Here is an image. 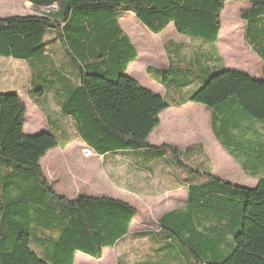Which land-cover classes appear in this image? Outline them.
Returning <instances> with one entry per match:
<instances>
[{"label": "trees", "instance_id": "trees-1", "mask_svg": "<svg viewBox=\"0 0 264 264\" xmlns=\"http://www.w3.org/2000/svg\"><path fill=\"white\" fill-rule=\"evenodd\" d=\"M226 1L29 0L36 15L0 19V57L28 62L33 84L44 67L45 36L54 35L77 71L60 107L77 136L95 154L127 152L143 164L166 147L144 154L159 115L172 104L125 75L136 52L119 19L129 13L153 34L173 24L183 36L215 43ZM237 1L250 6L245 43L263 62L261 80L223 70L183 102L210 108L219 144L246 175L263 177L247 188L205 174V182L188 185L182 209L158 220L160 240L178 243L194 264H264V24L252 25L264 18V0ZM51 6L57 9L42 11ZM168 73L159 72L163 80ZM57 74L47 90L69 79ZM25 115L17 94L0 93V264H73L75 253L100 260L103 249L129 233L136 209L112 198L56 194L39 161L57 139L24 134ZM255 120L254 128L245 127Z\"/></svg>", "mask_w": 264, "mask_h": 264}, {"label": "crops", "instance_id": "crops-1", "mask_svg": "<svg viewBox=\"0 0 264 264\" xmlns=\"http://www.w3.org/2000/svg\"><path fill=\"white\" fill-rule=\"evenodd\" d=\"M246 5L247 9L244 10V12L240 15L241 19L240 23L238 24L231 21H224L220 16L221 27L218 39L215 43H207L199 38H189L183 36L177 33L173 24H168L167 27L159 34H153L149 32L134 18L133 15L129 13H124L123 16L119 19L118 22L121 29V20H125V22L127 21V27H129V25L139 27L141 29V33H143V35L148 39H146L147 43L149 42V39L153 38H156L157 40L162 42L160 51L163 54L162 59L164 58L166 65L164 67H156V65H153L152 62V60L156 58L155 54L150 51L148 52L149 48L145 44L144 48L140 46L142 48L141 52L144 55L142 58L140 56L139 49L136 43L133 42L131 37L122 29L123 33L130 39V42L136 52V59L130 64L133 65V67L129 65L130 67L128 66L125 75L135 81L138 75L140 79L148 83L149 87L153 89V91H151L150 89L147 90L162 97L165 101L172 104L169 108H167L159 115V124L156 128L153 129L147 139V142L151 148L145 151L144 154H148L152 150L157 152V150H155L154 148L166 146L158 150V153L161 152V155L157 157L158 160H150L148 162L144 161L143 164H138L132 159H127V152H113L106 153L104 155H98L93 153L91 149L88 148L80 140V138L76 134L72 120L69 117H65L62 114L60 108L62 103L64 102L65 97L63 89L69 90L77 84V80L74 78L76 77L75 72L67 71L65 74L66 77H69V79H62L61 81H59V84L57 85L58 88H55L54 90H47L48 97H46V101L50 99L55 105H58V122L60 123L61 121H64L71 125L75 133V138L76 140H78V143L80 145H76L74 141H70V139H67L63 145H60L61 147L57 142V147L49 150L40 159V167L43 160L45 162L49 161V163L53 165L57 164V162L59 164V161H53L55 158L57 159L58 155H60L61 158H63L64 156V159L68 158L77 161L76 166L79 165V161L83 162V164L85 165L87 161H91L93 158L100 159L101 165H99V163L96 166H91L89 164L83 166L82 173H84L80 176H82V179H90L93 183L86 190H78V196L83 195L88 197L112 198L127 203L133 207V205L127 201V163L130 165L129 171L132 175L134 173V175L138 176L142 174L144 176H152L154 175V170L156 171V173H161L162 175H170L173 182L175 183L174 188L183 190L185 194V200L181 207L160 213L159 217L156 219V227L154 230L142 231L138 235L131 233V226L136 219L135 217L130 225L129 233L121 238L114 247L109 248L111 249V255L109 254V261L106 262L105 259L104 251L107 249H103L102 257L100 260H97V262L101 260L102 261L98 264H114L113 257H115V252L119 251L121 245L126 243L129 238L134 237L145 239L148 242L147 253L149 254L143 256L139 262L135 263L128 262L126 260V257H123V255H121L117 259L116 264H194L186 255L182 254L180 245L178 243H175V241L173 240H160L157 222L164 214L180 210L185 206L187 200V188L189 184H201L206 181L205 174L210 175L211 172L195 173V171H197V168L201 167L202 163L199 161L195 162L194 160L202 156L203 161L207 163V159L203 156V147L211 152L213 151V155L220 162H223V164L221 163L223 166V175L218 173L215 174L217 176H220V179L223 177L225 178L224 180L233 185H241L239 184V181H241V183L247 184L246 181L250 180L252 185L255 186L259 178L263 177L262 174L256 177L246 175L243 171L241 162L230 157L227 150L219 144L212 132V110L210 108L200 104L183 102L187 97H189V95H191L202 85L203 81L206 78L223 70L241 73L256 81L261 80L260 71L263 66V62L261 61L259 56L255 55L250 47L245 43V29L247 22L245 21L243 15L250 9V6L247 3ZM256 24L263 25L264 18L258 20L257 22H253L252 25L254 26V28L256 27ZM48 57L49 55L46 53L45 62H47V64L50 63V59H48ZM137 62L139 63V65H135ZM7 63L5 66H7ZM248 65H251L252 67L256 65L258 67L257 73L255 75L248 73ZM28 69L30 76V90L27 93L28 101L33 108H36L41 113H43L40 108L36 106L34 96L31 93L32 75L29 67ZM4 70L5 69H2L0 74L3 73ZM166 70L169 71L168 78L166 80H163L159 72ZM51 82L53 83L52 80ZM51 88L53 87L51 86ZM19 100L22 104L20 97ZM22 106L24 108L23 104ZM44 117H46V114ZM263 129L264 128H261L260 131H262ZM34 130L35 129L27 130L24 121L23 133L26 135H37L39 133L47 132L53 134L50 131L49 121H46L45 126L40 130ZM186 134L190 135L191 140H173V136ZM195 144L197 146H193ZM56 148H58V150L55 151L54 149ZM187 148H193V150H191L187 154L185 153V150ZM83 149L88 156L82 157L80 155L79 152ZM170 150H172L175 154L169 155L168 152H171L172 154V151ZM65 152L71 154H66ZM74 152L76 154H74ZM63 153L65 154L63 155ZM172 156L174 158H172ZM151 157L152 154L148 155V158ZM192 163H195V166H192L194 165ZM99 166L106 167V175L109 181L111 179V183L105 182L104 179L107 178H105L103 174L99 173ZM191 167L193 168L194 173L189 172L188 169H190ZM177 171L178 174H176ZM183 174H185L186 176L182 177L181 175ZM232 177H234L235 179H233ZM238 177L248 179H237ZM72 190L73 189L70 188V190L68 191L71 192ZM55 193L58 194L57 192ZM69 194L71 195L72 193ZM60 196L67 199L64 194ZM76 254L77 253H75L74 255V259L76 257ZM80 260L88 262L87 259L83 257H81ZM73 264L79 263L78 261L76 262L74 260Z\"/></svg>", "mask_w": 264, "mask_h": 264}, {"label": "rangeland", "instance_id": "rangeland-1", "mask_svg": "<svg viewBox=\"0 0 264 264\" xmlns=\"http://www.w3.org/2000/svg\"><path fill=\"white\" fill-rule=\"evenodd\" d=\"M246 9L247 5L245 2L237 0H227L223 4V9L220 16L224 21H231L238 24L240 23L241 19L240 15ZM26 15H36V12H34L31 5H29V0H0V19ZM120 25L122 26L124 32L131 37L133 42L136 43L139 49L140 56L142 58L144 55L142 54L141 49L144 48V45L146 44V46L149 48H147L148 52L150 51L155 54L156 58L152 60L153 65H156V67H164L166 65L164 58L162 59L163 54L160 51L162 42H160L156 38H153L149 39V42L147 43L146 41L148 39L143 35V33H141V29L139 27L129 25V28L127 27V21L125 22V20H121ZM44 43L46 46L47 54L49 55L48 59H50V63L45 65V62H43L44 67L41 66V68H37V70H35V74L37 76H35V80L32 84V94L34 96L35 104L40 108L44 115L36 108H33L27 98V93L30 90V76L28 69L30 64H28V62L0 57V72L2 71V69H5L4 72L0 74V93H15L20 97L22 104L24 105L25 112L27 113L25 115V126L27 130H40L45 126L46 121H49L50 131L56 137L59 146L63 145L67 139H70V141H74L76 145H80L78 143V140H76L75 138V133L71 125L64 121H61L60 123L58 122V105H55L50 99L46 101V97H48V81L50 79H58L59 76L57 72L65 74L67 71L76 73L77 71L61 49L58 39L54 35L47 34L45 36ZM6 63L7 66H5ZM135 65H139V63L137 62ZM130 66L133 67V65ZM257 68L258 67L256 65L253 67L251 65H248V73L255 75L257 73ZM136 81L140 84V86L153 91V89L149 87L148 83L140 79L138 75L136 77ZM45 114L46 117H44ZM256 123L260 122L257 120L248 121L246 122L245 127L254 128L256 126ZM173 140L189 141L191 140V137L189 134L178 136L176 135L173 136ZM193 146L197 145L195 144ZM203 149V156L207 159V163L203 161L202 156L194 160L195 162L199 161L202 163L201 167L197 168V171L204 173L211 172V176L220 178V176H217L215 174L218 173L223 175V162H220L213 155V151L211 152L204 147ZM54 150L56 151L58 150V148ZM65 153L71 154L68 152ZM65 153H63V155ZM79 153L82 157L88 156L86 155L84 149L80 150ZM168 153L169 155H172L171 152ZM74 154L76 153L74 152ZM64 158V156L63 158H61L60 155H58L57 159L55 158L53 161H59V164L57 162V164L55 165L49 163V161L45 162L43 160L41 162V170L44 173V176L46 177L50 187L54 189L53 191L57 192L60 195L64 194L67 199H73L78 196V190H86L93 183L90 179H82V176H80L84 173H82L83 166L87 164L96 166L100 163V159L93 158L91 161H87L85 165L83 164V162L79 161V165L76 166L77 161ZM128 158L133 159L129 154H127V159ZM142 162L144 163V161ZM192 164V166H195V163ZM99 165H101V163ZM105 166H99V173L103 174V176L107 178L104 179L105 182L111 183V179L109 181L106 175L107 169ZM129 166L130 165L127 163V201L131 203L137 211L136 219L131 226V233L138 235L142 231L154 230L156 227V219L159 217L160 213L181 207L185 200V194L183 190L174 188L175 183L173 182L170 175H162L161 173H156L155 170L154 175L152 176H144L143 174L138 176L134 175V173L132 175L130 174L131 172L129 171ZM191 169L193 168L191 167ZM176 174H178V171L176 172ZM181 176L184 177L186 175L183 174ZM232 178L235 179L234 177ZM221 179L225 178L222 177ZM237 179L248 178L238 177ZM246 183L247 184H244L239 181V184L241 185H235L241 187L248 186L247 188L254 187L250 180H247ZM70 188L73 189L71 192L68 191L70 190ZM69 193L72 194L70 195ZM104 252L107 262L109 261V254L111 255V249H107ZM147 252L148 242L145 239L135 237L129 238L126 243L121 245L119 251L115 252V257H113L114 264H116L117 259L121 255H123V257H126V260L128 262H139L143 256L149 254ZM81 257L87 259L88 262L80 260ZM74 260L76 262L78 261L79 264H98L102 261L101 260L97 262V260H93L92 258H89L88 256L82 255L80 253L76 254Z\"/></svg>", "mask_w": 264, "mask_h": 264}, {"label": "water", "instance_id": "water-1", "mask_svg": "<svg viewBox=\"0 0 264 264\" xmlns=\"http://www.w3.org/2000/svg\"><path fill=\"white\" fill-rule=\"evenodd\" d=\"M30 5V3H29ZM57 9V6H51V7H48V8H45L43 9L45 12H49V11H55Z\"/></svg>", "mask_w": 264, "mask_h": 264}]
</instances>
